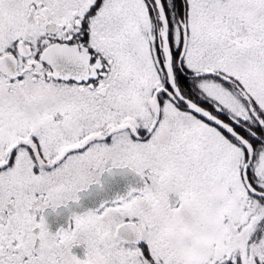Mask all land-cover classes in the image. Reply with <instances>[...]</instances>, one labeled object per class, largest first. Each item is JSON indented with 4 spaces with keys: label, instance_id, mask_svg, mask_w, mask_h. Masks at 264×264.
Listing matches in <instances>:
<instances>
[{
    "label": "snow or ice",
    "instance_id": "obj_1",
    "mask_svg": "<svg viewBox=\"0 0 264 264\" xmlns=\"http://www.w3.org/2000/svg\"><path fill=\"white\" fill-rule=\"evenodd\" d=\"M0 264H264V0H0Z\"/></svg>",
    "mask_w": 264,
    "mask_h": 264
}]
</instances>
